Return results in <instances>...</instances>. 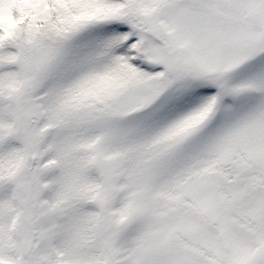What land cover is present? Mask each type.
Returning a JSON list of instances; mask_svg holds the SVG:
<instances>
[{"label":"snow or ice","instance_id":"obj_1","mask_svg":"<svg viewBox=\"0 0 264 264\" xmlns=\"http://www.w3.org/2000/svg\"><path fill=\"white\" fill-rule=\"evenodd\" d=\"M0 264H264V0H0Z\"/></svg>","mask_w":264,"mask_h":264}]
</instances>
